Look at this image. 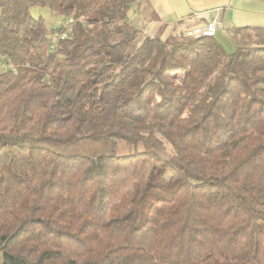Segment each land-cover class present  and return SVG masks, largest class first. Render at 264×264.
<instances>
[{
	"label": "trees",
	"instance_id": "trees-1",
	"mask_svg": "<svg viewBox=\"0 0 264 264\" xmlns=\"http://www.w3.org/2000/svg\"><path fill=\"white\" fill-rule=\"evenodd\" d=\"M138 1L0 0V264H264V28L228 54Z\"/></svg>",
	"mask_w": 264,
	"mask_h": 264
},
{
	"label": "crops",
	"instance_id": "crops-1",
	"mask_svg": "<svg viewBox=\"0 0 264 264\" xmlns=\"http://www.w3.org/2000/svg\"><path fill=\"white\" fill-rule=\"evenodd\" d=\"M130 16L144 35L161 39L185 36L219 19L222 27L214 37L226 40L235 29L264 28V0H140Z\"/></svg>",
	"mask_w": 264,
	"mask_h": 264
},
{
	"label": "rangeland",
	"instance_id": "rangeland-1",
	"mask_svg": "<svg viewBox=\"0 0 264 264\" xmlns=\"http://www.w3.org/2000/svg\"><path fill=\"white\" fill-rule=\"evenodd\" d=\"M30 12L34 18H42L45 21L46 26L48 28L58 27L60 24L61 19L55 15H51L46 8L33 7L31 8ZM129 18H130V21L132 22V25L135 26L134 20L131 19L132 16H129ZM212 21H216V19H213ZM217 21L221 23L219 19H217ZM221 27H222V23L219 29ZM171 36L185 37L183 34L171 35ZM216 39L222 44V46L224 47L225 51L228 54L232 53L235 50L236 46L238 45V42H240L239 40H235L232 37H229L225 40L224 38H221L219 34L217 35ZM5 69H6V66L0 62V71H4ZM133 151H134V147L127 146L124 142H120L118 144V154L120 155H127L129 153H133ZM132 196H133V188L131 187L123 195V197L119 200L118 205L123 206V207H129ZM2 261H3V256L0 253V263H2Z\"/></svg>",
	"mask_w": 264,
	"mask_h": 264
},
{
	"label": "built area",
	"instance_id": "built-area-1",
	"mask_svg": "<svg viewBox=\"0 0 264 264\" xmlns=\"http://www.w3.org/2000/svg\"><path fill=\"white\" fill-rule=\"evenodd\" d=\"M68 23H71L72 20H67ZM221 26V23L217 21H212L210 23H207L206 25H203L201 27H198L194 31L188 32L185 36H192L194 38L199 37H212L215 35L219 27Z\"/></svg>",
	"mask_w": 264,
	"mask_h": 264
}]
</instances>
